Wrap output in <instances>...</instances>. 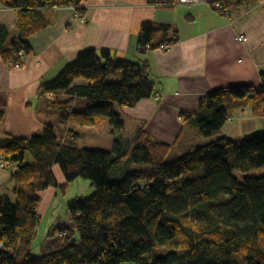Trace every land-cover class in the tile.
Wrapping results in <instances>:
<instances>
[{
	"label": "trees",
	"instance_id": "1",
	"mask_svg": "<svg viewBox=\"0 0 264 264\" xmlns=\"http://www.w3.org/2000/svg\"><path fill=\"white\" fill-rule=\"evenodd\" d=\"M0 1L19 11L17 38L9 40V30L0 25V57L9 67L21 61L20 53L31 54L29 38L52 24L42 10L71 6L82 11V0ZM157 31L166 32L168 26L141 25L137 45L149 48L139 49L141 55L173 44L156 41ZM148 69L146 59L135 63L116 60L107 51L85 50L40 89L42 95H55L54 102L45 100L47 105L73 124L65 140L50 124L41 134L0 139V157L15 167L10 169L15 198L0 196V264H264V132L239 141L219 136L171 161L170 147L141 127L131 148L117 138L111 151L77 145V128L108 122L116 135L125 122L115 106L158 98ZM60 93L68 99L61 102ZM244 107L255 117L264 116V83L213 91L199 101L193 117L200 134L211 138ZM3 121L0 110V125ZM127 157L132 164L152 166V175L127 174L110 182L112 169ZM55 165L65 178L63 186L52 173ZM78 179L88 180L93 192L68 202L71 225L48 237L64 246L32 255L40 193L50 187L65 191ZM60 232L69 236L59 238ZM75 236L78 242L66 245Z\"/></svg>",
	"mask_w": 264,
	"mask_h": 264
},
{
	"label": "crops",
	"instance_id": "2",
	"mask_svg": "<svg viewBox=\"0 0 264 264\" xmlns=\"http://www.w3.org/2000/svg\"><path fill=\"white\" fill-rule=\"evenodd\" d=\"M220 5L219 9L212 5L157 9L148 0H82L81 17L71 7L42 10L50 14L53 22L29 38L32 53L22 57V66L11 68L0 57V110L4 113L0 139L41 134L44 125L50 124L57 138L65 140L73 124L71 120L62 121L61 112L47 105L40 89L74 62L79 53L89 49L107 51L116 60L139 63L146 59L148 75L158 93V98L118 108L116 112L125 122L120 133L112 135L108 122L102 124L111 149L114 138L123 147L131 148L133 143L125 144L121 139L127 129L135 136L140 127L170 147L167 159L171 154L174 158L182 156L219 136L239 141L263 133L264 116L255 117L250 107L234 111L211 138H204L195 124L193 115L206 95L220 89L258 87L264 79V0H221ZM18 18V10L6 8L0 1V25L9 30V40L18 37ZM144 23L168 26L166 32H155L154 39L174 40L173 44L141 55L137 42ZM59 97L61 102L68 99L62 93ZM182 113H189L191 118L180 121ZM95 127L101 126L77 128L78 140ZM52 173L58 186L66 183L57 165L52 167ZM11 175L10 170L0 168V196L14 199ZM58 192V188L50 187L40 193L36 234L49 212L44 237H52L71 225L67 204L81 198L64 202ZM48 240H54V251L60 249V241Z\"/></svg>",
	"mask_w": 264,
	"mask_h": 264
},
{
	"label": "rangeland",
	"instance_id": "3",
	"mask_svg": "<svg viewBox=\"0 0 264 264\" xmlns=\"http://www.w3.org/2000/svg\"><path fill=\"white\" fill-rule=\"evenodd\" d=\"M118 106H115V111L118 110ZM101 127H95L93 130H88V133L85 137H81L77 141V145L80 148H87V149H94V150H102V151H111V147L106 144V137L105 133L106 130L102 125ZM125 135L122 137V142L125 144L134 143L133 142V133L130 130H126L124 133ZM108 135V134H107ZM108 138H111V136L108 135ZM110 140V139H109ZM178 149V148H177ZM175 149L174 151H177ZM175 153V152H173ZM174 159V154H171L167 161H171ZM28 161H30V158H27ZM141 170V171H140ZM136 173H143L146 176H151L153 173V167L150 165H136L129 162V158H124L123 161L119 164L117 168H115L110 174H109V181L110 182H117L121 179H123L127 174H136ZM91 183L88 180L84 179H78L68 185L66 187L65 191H61L58 189L59 196L63 198L64 202H67L70 199H74L76 196L80 198L87 197L90 195L91 191ZM60 198V199H61ZM47 213V212H46ZM50 212L46 214L44 218H42V222L40 223L39 229L40 232L36 234L35 239L32 244L31 254L34 256H40L42 254L49 253L51 251L55 250L54 247V240L49 242L48 238L44 237L45 232V222H48ZM47 238V239H46ZM44 239L45 242H44ZM78 242V237L75 236L71 242H67L66 245L70 244H76ZM64 246V243H59V248H62ZM163 254H165V251H162ZM122 264H135L131 262H125Z\"/></svg>",
	"mask_w": 264,
	"mask_h": 264
},
{
	"label": "built area",
	"instance_id": "4",
	"mask_svg": "<svg viewBox=\"0 0 264 264\" xmlns=\"http://www.w3.org/2000/svg\"><path fill=\"white\" fill-rule=\"evenodd\" d=\"M197 5H212L213 8L215 9H219L221 7L220 5V0H177V1H170V0H154L153 3L151 4V7L153 8H157V9H170V8H174L176 6H197ZM71 7V6H70ZM75 12H76V16L81 17V13L77 12L75 8L71 7ZM238 40L242 41V37H239ZM169 46L168 45H162L160 46L159 49L165 50L167 49ZM139 49H145L148 50V46H146L145 48H141L138 47ZM21 59L23 57V54L20 53L19 54ZM9 65L12 68H20L22 66V62L19 61L17 63H9ZM262 82L264 83V79L262 80ZM44 100H46L47 102H54L55 101V95L53 93H46L43 96ZM70 111V109H68V112ZM183 119V117H179V120L181 121ZM0 168L4 169V170H14L15 167L11 166L8 167V165L4 162V160L2 159V157H0ZM68 233L67 232H60L57 234V237L59 238H65L68 237Z\"/></svg>",
	"mask_w": 264,
	"mask_h": 264
}]
</instances>
